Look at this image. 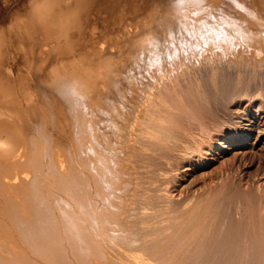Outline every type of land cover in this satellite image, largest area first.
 Listing matches in <instances>:
<instances>
[{
	"label": "bare ground",
	"instance_id": "bare-ground-1",
	"mask_svg": "<svg viewBox=\"0 0 264 264\" xmlns=\"http://www.w3.org/2000/svg\"><path fill=\"white\" fill-rule=\"evenodd\" d=\"M256 152L264 0H0V264H264Z\"/></svg>",
	"mask_w": 264,
	"mask_h": 264
},
{
	"label": "rangeland",
	"instance_id": "rangeland-1",
	"mask_svg": "<svg viewBox=\"0 0 264 264\" xmlns=\"http://www.w3.org/2000/svg\"><path fill=\"white\" fill-rule=\"evenodd\" d=\"M47 60H49V59L47 58ZM35 64H36V63H35ZM35 64H34V65H35ZM37 64H38V63H37ZM39 64H40V63H39ZM260 153H261V152H256V153H255V155H254L255 158H253V160L255 159L254 161H253V160H252V161H251V160L247 161V164H248V162H250L249 165H252V166H250L249 168H247V172H248L249 174L245 171L247 174H245L244 177H246L247 175L250 176V177H255L253 174H255V175H256V173L258 174L257 170H258V171L260 170L259 173H261V169L264 167V163H263V162H264V160H263L264 158H262V157H264L263 154H262V153H264V152L261 153L262 155H261ZM257 154H258V155H257ZM259 155H261V156H259ZM248 156H249V155H248ZM209 157H211V156H209ZM228 157H229V159H230V154L228 155ZM259 158H260V159H259ZM261 158H262V159H261ZM260 160H263V161L261 162ZM259 161H260L261 163H260ZM251 162H252V163H251ZM262 163H263V164H262ZM253 164H254V165H253ZM249 165H248V166H249ZM220 166H221V165H220L219 160H218V161H213V163L210 165L209 168L206 169V171H207V173H208V171L210 172V171H213V170H215V169H218ZM223 166H224V165H223ZM226 166H227V165H226ZM228 166H229V164H228ZM258 168H260V169H258ZM262 170L264 171V169H262ZM210 173H211V172H210ZM208 175H209V174H208ZM208 175H207V176H208ZM204 176H205V175H202V178H200L199 176L196 177V178H197V179L195 180V184L197 185L196 187L202 186L201 184H203L204 181H201V180H205V181H207V182L209 181V179H210V178H208L209 176H208V177L205 176L206 179H203V178H205ZM198 178H199V180H198ZM202 182H203V183H202Z\"/></svg>",
	"mask_w": 264,
	"mask_h": 264
}]
</instances>
